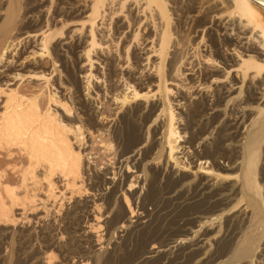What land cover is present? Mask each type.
Masks as SVG:
<instances>
[{
    "label": "bare ground",
    "instance_id": "6f19581e",
    "mask_svg": "<svg viewBox=\"0 0 264 264\" xmlns=\"http://www.w3.org/2000/svg\"><path fill=\"white\" fill-rule=\"evenodd\" d=\"M22 1L0 0V61L13 31L22 32L27 28L33 30V27L38 26L33 34L30 30L22 32L26 34L28 44L21 55L11 62V70L16 77L24 76L20 73L21 70L32 74L34 70L41 68V58L45 53L49 54L50 42L62 33L68 22L67 15L73 13L81 16L84 10L79 7L70 11L59 5L58 9H53L57 10L54 18L48 20L45 16V0H25L23 7ZM82 1H90V9L98 13L106 0ZM141 1L146 7L151 5L150 17H154L153 37L140 46V50L133 49L137 51L133 56L136 58L133 69L131 67L126 73H122L119 63L115 65L113 72L111 69V77L119 75L118 80L124 90L121 95L113 96L112 101L111 98L108 100L113 106L112 114L100 111L96 105L97 102L102 104L99 101L97 81L92 90L94 94L91 93L98 97L96 102L90 93H78L76 100L70 97L67 100L70 109L77 105L80 109L78 113H82L85 122L67 119L71 110L63 103L61 107L66 120L60 121L52 113L43 112L35 98L23 100L19 95L18 98H6L8 103L0 115V146L16 147L18 153L25 155L27 163L21 169L19 185L11 187L0 182V222L12 220L13 208L20 204L19 188L28 192L29 186L35 188L40 178V182H46L48 192L50 190L52 195L51 180L54 175H58L63 181H71L73 186L80 179L81 185L76 188L79 193H88V190L100 192L97 197L93 194L94 196L83 201V211L78 204L65 213L64 232L69 236V242L65 246L59 245L56 233L46 237L47 248L52 250L64 247L63 257L68 259V263L76 259V264H264V193L261 190L264 183L260 185L261 181L257 180L259 170L262 182L264 181V2L176 1L184 8L191 9L188 15L192 36L197 39L205 34L209 37L210 44L208 47H200L202 54L204 53L203 59L205 58L200 71L190 57L183 58L181 76L186 77L181 80L172 78V86L176 90L171 94L174 88L170 89L165 85V78L162 80L163 62L170 37L166 9L162 0ZM133 16L135 15L132 13L131 20ZM145 18L143 16L144 20ZM138 32V29L134 30L133 36H137ZM65 39L52 46L56 58L64 56L70 49ZM94 41L89 45L92 48ZM87 42L80 35L72 45L78 50ZM211 48L219 61L212 59ZM82 50L83 48L78 50L77 59L82 60L81 57H84L90 69L93 63L89 57L90 50L87 49L84 54ZM178 50L181 49L177 48L176 51ZM170 53L172 56L170 65L168 64V76L171 78L179 68H173L172 59L182 52H176L177 55L174 51ZM107 59L104 57L99 63L107 64L110 62ZM174 61L176 64L177 60ZM8 63L9 61L1 63L0 68H5ZM54 70L52 68L51 72ZM65 72L69 77V73ZM98 74L95 80H99V76L107 77L103 72ZM153 76L157 77L158 85H154ZM90 83H86L85 90L90 89ZM104 95L107 96V92ZM181 116L186 121V127L181 132L187 136L177 144L181 135L175 125ZM80 118L82 119L79 116ZM83 127L89 134L106 128L120 147L119 164L128 165L127 168L134 169V173H121V177L115 180V172L111 173L112 177H107V171L97 174L88 169L89 187L83 188L85 156L81 146L74 147L69 136L71 132L74 139L82 136ZM166 148L167 155V151L163 153ZM259 155L261 162L258 168ZM38 169L41 172L37 176ZM1 175L0 173V177ZM137 183H140V189L130 190ZM120 193L130 215L135 209L140 211L134 221H130L131 216L127 217V210L123 204H119ZM102 207L109 215L106 222L112 232L122 228L123 234L118 242L111 245V249L101 252L99 249H91V242L87 240L80 223L89 215L99 218ZM214 224L216 225L213 226ZM149 244L156 248H148ZM52 258L51 255L47 256L45 264H52Z\"/></svg>",
    "mask_w": 264,
    "mask_h": 264
},
{
    "label": "rangeland",
    "instance_id": "374dc122",
    "mask_svg": "<svg viewBox=\"0 0 264 264\" xmlns=\"http://www.w3.org/2000/svg\"><path fill=\"white\" fill-rule=\"evenodd\" d=\"M66 1H67V3H65ZM69 1L68 0H61V1L60 0H55V1L54 0H47V1L45 0V3H44L45 9H46L45 10V16L47 17L48 20H51L52 18H54L55 12H57V10L54 11L55 8L58 9V7H60V6H65V8L67 10H70V11H74V9H78L79 7H80L79 9H84V10H83L81 16L80 15H73V13H70L69 15H67L68 17H66V19L68 22H66L65 26L63 27L62 33L57 35L50 42L49 54L47 55V53H45L44 57L41 58L42 67L37 69V70H34L35 72L32 74L26 73L27 72L26 70H23V71L21 70L20 73L22 75L24 74L23 77H21V76L16 77L14 75V71L11 70L12 69L11 62L12 61L14 62V60H16L21 55L23 48L28 44V42H27L28 39H26V34H23L24 31L30 30V33L33 34V31H35V29H38V26L33 27V30H31L32 28L24 29V31H22L23 33L19 30H17L16 32L13 31L11 38L8 40V42H10V43L8 44V42H7L8 48H7V50H4L3 56L1 58L2 60L0 61V66L2 64H4L5 62L9 61L8 65L7 64L5 65V68H0V115H1V113H3V111L5 110L4 108L8 103V101L6 99L7 97L11 96L12 98H14V97L18 98L20 96V98H23V100H25V98H27V99L35 98L40 109L43 112L48 111V112L52 113V115H55L60 121H62L63 119L66 120L64 115H63L64 110H62L63 108L61 106L63 104H65L70 109L71 106H70L69 101H67V100L70 98L72 100H76V95H78V93H79V95H84V94L86 95L87 93L94 94L92 92V90H94V88H95L94 86H96L95 85L96 81H97V85L99 83V90H98L99 91V97H100L99 101L101 100V103H102V104H100V102L99 103L97 102L99 104L98 105L96 103L97 107L99 108L100 111H102V112L104 111L106 114L110 115L113 113L112 112V111H114L112 109L113 106H111V103L108 100H110V98H111V101H112V98L121 95L124 92V90L122 88L121 82H119V80H118L119 75L118 76L114 75L113 77H111L112 76L111 74H113V73H111V69L113 72L114 67H116L115 65H117L118 63H119V66H121V68H122V73H126V71L128 69H131V67L133 69V67H135V64H133V62L135 63L136 58H134L133 56H134V54L137 53V51L135 52V51H133V49L141 48L148 41H150V39H152V37H153L152 35H153L154 21L152 19H154V17H152V16L150 17L151 5H149L150 7L149 6L146 7V5L141 3V2H143L141 0H136V2H135V0H133V1L132 0H128V1L125 0L123 2H122V0H106L101 5V7H100L101 9L99 8L98 13H96V12L94 13L90 9V7L92 6V3H90V1L84 2L82 0L81 1L77 0L75 2V0H74V2H73V0H71L70 1L71 3ZM139 1H140V3H139ZM176 1H178V0H175V1L174 0L173 1L172 0H170V1L169 0H166V1L162 0V3L166 9V18H167V20H169L168 26H169V36H170L169 37V45H168L166 56H165V59L163 62L162 80L166 79L165 80L166 84L165 83L164 84L166 86L170 87V89L174 88L172 86L174 84V79L172 80V78H175L177 80H179V79L181 80V79H184L186 77V76H181L182 75L181 73L183 72V66H184L183 58L190 57V59L193 61V63H194V61L196 62L194 64H197V67L200 71L203 67L202 62L205 59V58L203 59L204 53L202 54V52H201L202 50L200 49V47L201 46H202L201 48H203V46L208 47L207 45L210 44L209 37H207L205 34L203 35V37H199L197 39L192 36L193 33L191 31V28H190L191 23L189 21L190 15H188L191 13V9L188 7L184 8V6H182L179 2H176ZM130 2H131V4H130ZM23 3L25 4V0L22 1V7L24 6ZM117 3H118V5H117ZM126 5L128 6V8ZM126 8L128 11L126 10ZM142 8H145V9L142 11ZM147 8H149V9H147ZM139 9H140V11H139ZM147 10H149V11H147ZM102 11H104V13ZM262 12H264V9H262ZM132 13H133V15H135V16H133V20H131ZM229 13H230V10L227 12V15H229ZM47 14H49V15H47ZM143 16L146 17L145 20L143 19ZM140 17H142V18L140 19ZM129 18H130V20H129ZM185 18H186V20H185ZM137 19H139V20L136 21ZM146 19H148V20H146ZM121 23H122V25H120ZM147 23H148V26H147ZM59 24H60V22L57 23V26H59ZM136 24L138 26H136ZM124 26L126 27V29ZM132 26H134V27H132ZM81 27H83V28H81ZM142 27H143V29H142ZM130 28H132V29H130ZM136 29H138L139 32H138L137 36L134 37L133 32H134V30L136 31ZM145 30H147V31H145ZM118 32L119 33L122 32V33H120L118 35ZM85 33H87L86 36H84ZM80 35L82 36L84 41H86V42L88 41L87 44L85 43L86 45L84 44V46H82L80 49L83 48V50H82L83 54H84V51H86L87 49L90 50L89 57L92 60L91 63L93 62L92 67H91L92 69L91 68L89 69V66H88L89 63L86 62V59L84 57H81L82 60L77 59L78 50H80V49L75 50V48L72 45L73 41L75 39H77V37H80ZM148 36H150L151 38H149ZM142 37H144V39H142ZM64 39L69 43L70 49L67 50L68 52H66V54L64 56H61V57L57 56V58H56V55H54L52 52V46L56 42L64 40ZM128 39H129V41L127 42ZM93 40H95L97 43H95V41H94V47L92 48L89 45ZM183 42H185V43H183ZM173 44H174V46H172ZM123 46H125V47H123ZM188 47H190V48H188ZM72 48H74V49H72ZM174 48H176V49L178 48L181 50L176 51V49H174ZM183 49H184V54H182ZM212 50H213V48H211L212 53L210 52L212 59L219 61L218 57L215 54V51H212ZM173 51L175 52V55H177L176 52H179V51H181L182 53H180L181 55L179 54V56L177 55V56L173 57L174 60H177L176 64H175V61L172 59V62H174L173 68L176 66H179V68H178V72L177 71L175 72L177 75L174 74L173 77L170 78V76H168L169 70H170V69H168V67L170 65L169 63L171 62L170 56H172V55H169V52H171L170 54H172ZM113 54H114V56H113ZM120 54H122V55H120ZM182 55H183V57H182ZM104 57L108 58L107 60H110V62H107V64L105 62L99 63V62H101V60ZM118 57H119V59H118ZM120 58H121V60H120ZM122 58H124V59H122ZM199 60H201V61H199ZM77 61H78V63H77ZM81 61H83V62H81ZM51 62H55V63H51ZM200 62L202 63V65L199 64ZM114 63H116V64H114ZM131 63H132V65H131ZM52 64L54 67L52 66ZM77 64H79V65H77ZM103 64H105V65H103ZM6 66L9 69H7ZM109 66H111L110 70L108 69ZM218 66H219V64H218ZM105 67H107V68H105ZM52 68L55 69L53 72H51ZM124 69H126V70H124ZM89 70H91V71H89ZM108 70H109V72H108ZM65 71H67V73H69V77L67 76ZM79 72H80V75L78 76ZM89 72H90V74H89ZM100 72H103L104 76H107V77L102 78L101 76H99L100 79L95 80L94 78H96L99 75L98 73H100ZM118 72H120V70L117 71V73ZM146 72H149V70L148 71L146 70ZM166 72H167V74H166ZM71 75H73V76H71ZM89 75H91V76H89ZM66 76L70 82H68V79L66 78ZM171 76H172V73H171ZM70 77L72 80L70 79ZM104 78L106 81L104 80ZM60 79H61V83H60ZM62 79H63V81H62ZM152 80H154L153 81L155 83L154 85H158V81H157L156 76L155 77L153 76ZM89 81L91 82L90 87H89L90 91L84 89V87H86V83H88ZM151 88H153L154 91L156 90L155 87H151ZM108 89H109V92H108ZM110 89L112 92L110 91ZM175 90H176V88H174V91H172L171 94L175 93ZM100 91H102V92H100ZM104 92H107V96L104 95L105 97L103 96ZM183 93H186V91H183ZM17 95H19V96H17ZM92 96H93V98L95 97V95H92ZM170 96H171V98L173 97V95H170ZM94 99L96 102L98 97H95ZM70 110L71 111L69 112L67 119L73 118L75 120H80V121L85 122V119L83 118L84 116L82 115V113H78V112H80V109L77 108V105L73 106V108ZM176 111H178V109H176ZM176 111H175V114L177 115ZM75 112L78 115L75 114ZM79 116L82 117V119L81 118L79 119ZM184 119L185 118L183 116H181L175 125L179 131V134L181 135V138H179L177 140L178 141L177 144L180 143L181 139L186 138V136H187V134L185 136L183 134V132H181V131H184V129H183L184 126L186 127V121ZM74 127L76 130V126H74ZM81 130H82L81 131L82 136L78 137V138H80L79 142L78 141L76 142V140L78 138L74 139L73 132H71L69 134V136H71L70 138H71V141L73 143V146L74 147H76V145H77V147L81 146L80 148L83 152V156H85L84 162H86V163H85V169H84L85 172L83 174V185H84V186H82L83 188L89 187L88 184L90 182L88 181V172H87L88 169L93 171V172H96L97 174L98 173L103 174V172L107 171L109 173V174H107L108 175L107 177H112V174L115 172V180H118V178L121 177V173L126 172L125 175L126 174L131 175L134 173L135 170L132 169L131 167L127 168L128 165L125 166L124 163L119 164V161H121L120 153H119L120 147L118 146L116 138H114L112 136V134L109 133L108 130H106V128L100 129L98 132L92 131V132H90L91 134H89V131H86L84 129V127ZM149 138H150V135H149ZM163 153H165V155H167L168 149L166 148L163 151ZM258 159L259 160H258L257 167L259 168L260 162H261V155H259ZM26 163L27 162H26L25 155L18 153V151L16 150V147H7L4 145L0 146V173L2 174L0 177V182L2 184H7L11 187H16L17 185H19V183H20V177L19 176L21 175L20 174L21 169L26 165ZM109 170H110V172H109ZM40 172H41V169H38L36 175L37 176L40 175ZM134 175H136V174H134ZM139 177H141V174H139ZM37 180H38V178H37ZM39 180H40V178H39ZM39 180L36 182L37 184L35 185V188H34V186L32 187V185L29 186L28 192H26L23 188L22 189L19 188V192H20L19 195L21 196V199L19 201L20 204L13 208V211L11 214L12 220L8 221V222H0V264H45V258L49 255L53 256L52 264H71L73 262H74L73 264L77 263L76 259L74 261L72 260V262L70 261V263H68L67 262L68 259H65L63 257V255L65 254L63 246H65L66 243L69 242V236H68V234H66V232H64V228H65V226H64V215L67 212V210L70 207H72L73 205L79 204L80 205L79 209H81V211H83L84 207H81L83 201L86 200L87 198H91L93 194H96V197H97L100 192L94 193V192H91V190L87 189L88 193L87 192L86 193H84V192L79 193L76 191V188H78V186L81 185V183L79 182V181H81L80 179L73 186L71 184V181L66 182L64 180L65 181L64 182L63 179L61 180L58 175H54L52 180H51L52 185H50V186H52L51 187L52 189L49 186V188L52 190V195H51L50 190L48 192V186H46V182H44V180L40 182ZM132 180H134V179H132ZM257 180L259 182L260 181L262 182L261 175L259 174V170L257 173ZM69 182H70V184H69ZM261 182L259 183L260 185H262L264 183V181L262 183ZM263 187L264 186L262 185V187H261V190L263 189L262 193H264ZM125 188H127V185H125ZM139 189H140V183H137V184L132 185L130 190H139ZM0 190H2L1 186H0ZM23 190L28 194H25V192ZM119 195L121 196V193ZM24 196L25 197L27 196L26 199L25 198L22 199V197H24ZM120 196H119V199L121 201L119 200V204L120 203L123 204V207L125 208V210H127V207H126L125 202H124V198L122 196L121 197ZM263 196H264V194H263ZM27 198H28V200L30 198V200L28 201ZM21 200H22V202H21ZM138 202L139 201H137V203ZM102 208L100 210L101 215H98L99 218L95 219L94 216L89 215L86 219H84L80 223L82 231H84L86 233L87 240L91 242L90 243L92 246L91 249L92 250L99 249L98 251H101V252L106 251L107 249L108 250L111 249V247L113 246L112 244H115L116 242H118L120 240L121 234H123V232H121V230H123L122 228L121 229L119 228L115 232H112V229L108 226L109 224L106 222L109 218V215H108V213H105L104 208L103 209ZM147 208H150V207H147ZM87 209H88L87 211H89L90 208H87ZM85 210H86V208H85ZM91 213H92V210H91ZM139 213H140V211L135 209L134 212L132 213V215H130L128 213V210H127V217L131 216L130 221H134L136 219V215ZM215 225L216 224H214L213 226H215ZM62 231L64 232L63 234H61ZM117 231H119L120 234ZM53 233L57 234V241L59 242V245H63V246L58 248V249L52 248V250H51V248L46 247V245H47L46 241H47V238ZM147 246L149 248L151 245L149 244ZM150 248L155 249L156 247H154L152 245V247H150ZM32 253H33V255H32ZM35 253H37V254H35ZM34 254H35V256H34ZM31 255H32V257H31ZM87 264H91V262H89Z\"/></svg>",
    "mask_w": 264,
    "mask_h": 264
},
{
    "label": "water",
    "instance_id": "95a60500",
    "mask_svg": "<svg viewBox=\"0 0 264 264\" xmlns=\"http://www.w3.org/2000/svg\"><path fill=\"white\" fill-rule=\"evenodd\" d=\"M258 1L264 2V0H258Z\"/></svg>",
    "mask_w": 264,
    "mask_h": 264
}]
</instances>
